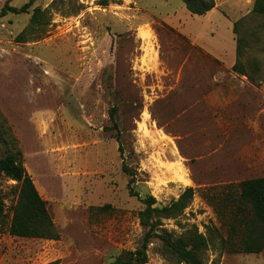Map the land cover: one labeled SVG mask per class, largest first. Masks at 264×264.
<instances>
[{
	"label": "rangeland",
	"instance_id": "374dc122",
	"mask_svg": "<svg viewBox=\"0 0 264 264\" xmlns=\"http://www.w3.org/2000/svg\"><path fill=\"white\" fill-rule=\"evenodd\" d=\"M8 1L0 0V114L15 140H0V157L22 156L60 238L9 234L19 188L0 175V264H110L141 245V198L167 205L187 187L194 200L165 228L179 236L194 225L212 238L208 264H264V252L229 253L211 234L218 211L228 213L222 199L264 175V163L252 162L258 141L264 147L251 136V120L264 116V16L252 13L255 0H217L210 16L182 0H35L26 13L1 16ZM37 8L40 26L31 24ZM239 38L257 84L233 70ZM123 161L137 172L139 196L130 195ZM147 264L177 263L156 239Z\"/></svg>",
	"mask_w": 264,
	"mask_h": 264
},
{
	"label": "trees",
	"instance_id": "16d2710c",
	"mask_svg": "<svg viewBox=\"0 0 264 264\" xmlns=\"http://www.w3.org/2000/svg\"><path fill=\"white\" fill-rule=\"evenodd\" d=\"M9 0L2 9L1 16L8 13H26L35 0H30L21 8L12 7ZM187 10L195 16H206L216 8V0H182ZM110 0H100L103 7H107ZM253 14L264 16V0H255ZM44 11L35 9L31 20L32 25L40 26ZM238 23L234 27L236 33ZM241 39L238 40L237 62L233 70L247 76L252 82L256 79L247 73L240 59L244 53ZM257 84V83H256ZM118 108L111 109L113 125L111 129L117 131L119 152L124 156L122 137L118 122L116 121ZM15 138L7 126L6 119L0 114V140L5 141L4 136ZM123 171L130 176L129 192L132 196H139L134 188L137 172L125 161L122 164ZM0 175L15 181L19 188L17 201L13 207V213L7 231L11 236L30 239L58 240L60 234L57 231L53 218L48 209V203L41 196L33 178L27 172L22 156L8 151L0 157ZM229 188V187H228ZM235 195L222 199L219 205H224L228 213L218 211L221 222L220 228H214L212 235L220 240L223 249L229 253L261 254L264 252V177L246 179L237 186ZM195 189L187 187L178 199L167 205H160L153 195L141 198L144 208L139 212L140 224L144 234L141 245L134 251L124 252L115 258L110 264H147L149 262V246L158 239L162 243L163 254L177 264H208L205 254L209 250L212 238L200 233L194 225L185 232L176 236L165 228L164 220L177 219L182 216L194 200ZM220 210V206H219ZM5 202L0 194V224L6 225ZM227 228L226 233L221 230ZM211 264H218L213 262Z\"/></svg>",
	"mask_w": 264,
	"mask_h": 264
},
{
	"label": "crops",
	"instance_id": "0c3cea01",
	"mask_svg": "<svg viewBox=\"0 0 264 264\" xmlns=\"http://www.w3.org/2000/svg\"><path fill=\"white\" fill-rule=\"evenodd\" d=\"M217 2V0H216ZM218 7L217 3H216V8ZM216 8L214 10H212L211 12H209L206 16H210L212 14H214V12L216 11ZM210 86V84H208ZM209 89V87H208ZM248 89H252V88H249ZM243 105H245L243 103ZM258 110V108L256 109ZM247 114L245 113H242L241 116L244 120V123L246 124L245 120L244 119ZM250 121V118L247 119ZM251 124H252V130H251V136L255 139H262L264 138V116L263 114L260 115V110H258V114L255 115V117L253 118V120H251ZM242 133L244 135H246V132L242 131ZM252 157H253V164H257V165H260L261 163H264V147L261 145V142L258 141L257 145L253 148V151H252ZM259 177H264V175L262 176H258V177H254V178H259ZM249 179H253V178H249Z\"/></svg>",
	"mask_w": 264,
	"mask_h": 264
}]
</instances>
